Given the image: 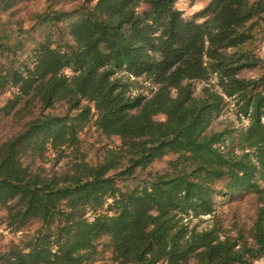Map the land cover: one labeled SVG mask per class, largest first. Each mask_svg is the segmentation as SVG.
<instances>
[{
  "label": "trees",
  "instance_id": "trees-1",
  "mask_svg": "<svg viewBox=\"0 0 264 264\" xmlns=\"http://www.w3.org/2000/svg\"><path fill=\"white\" fill-rule=\"evenodd\" d=\"M176 1L0 0V264L264 262V0Z\"/></svg>",
  "mask_w": 264,
  "mask_h": 264
},
{
  "label": "rangeland",
  "instance_id": "rangeland-1",
  "mask_svg": "<svg viewBox=\"0 0 264 264\" xmlns=\"http://www.w3.org/2000/svg\"><path fill=\"white\" fill-rule=\"evenodd\" d=\"M207 2V0H177L176 1V5L183 9V11L185 12V14H189L191 12H193L194 10L198 9L200 6H202L203 4H205ZM42 6V2H39V6ZM148 5L144 2L140 3V7L139 9L143 10L145 8H147ZM157 118H163L162 114H157L156 115ZM81 136L85 135L84 131H81L80 133ZM53 152L51 150H47L46 151V155L47 156H52ZM161 164V162H159L158 160L155 162V165H159ZM111 199L108 198L107 202H109ZM219 206H218V211L220 213L223 214L222 217V221L224 223L225 226H230L231 224V214L232 212L230 211V209L227 206V202L224 201V198H220L219 200ZM248 206L247 202H242L238 205V220L239 221H244L246 223V225L249 224V219L246 218L247 214H246V208ZM107 203H105L103 206H101L100 208H98L96 211L99 212H106L107 209ZM0 232L2 233V237L0 238L2 240V242H5L6 240L13 238L15 241H19L20 240V231L17 232H11L10 230L4 228L3 226H0ZM258 264H264V262L262 261H258Z\"/></svg>",
  "mask_w": 264,
  "mask_h": 264
}]
</instances>
